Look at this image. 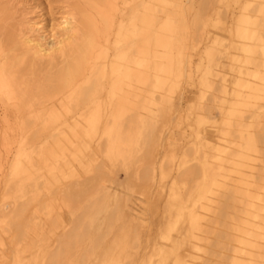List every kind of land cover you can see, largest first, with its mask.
I'll list each match as a JSON object with an SVG mask.
<instances>
[{"label": "rangeland", "instance_id": "rangeland-1", "mask_svg": "<svg viewBox=\"0 0 264 264\" xmlns=\"http://www.w3.org/2000/svg\"><path fill=\"white\" fill-rule=\"evenodd\" d=\"M183 2L184 7L153 2L157 18L162 15V6L179 23L180 13L186 11L187 26L175 29L174 42L192 56L190 73L178 80V87L169 94L170 101L162 103L149 140L138 143L135 160H139V165L125 168L115 161L109 163L110 168L97 171L100 155L96 143L84 139V158L79 164L70 159L65 167V172L76 175L64 178L59 174L58 183L49 179L48 190L41 187L44 191L37 197L36 209L31 210H37V218L32 214L38 222L34 225L29 222L35 218L28 219L29 222L26 218V225L21 220L25 227L16 220V210L32 195V181L25 179L19 164L33 172L27 157L35 168L47 173L43 157L52 140L48 138L51 130L41 129V119L34 121L30 112L47 111L50 106L58 110L61 100L67 103L70 91L51 95L49 101L35 99L39 97L35 95L29 102L30 109L23 102L0 95V264H187L190 259L194 264H230V248L239 235L245 238L243 256L248 259L247 264H264V195L253 197V216L247 218L243 214L246 185L214 186L199 195L196 186L200 182L189 175L196 164L205 172L215 147L209 148L206 143L211 145L218 140L227 144V153L240 155L233 158L241 163L250 186H264V143L253 139L250 150H244L238 138L240 132H248L253 138L264 135V102L254 100L257 102L252 104L254 92L264 77V54L259 51V46L264 45V0ZM141 3L142 0H115V7L107 10L106 22L95 18L98 37L88 58L90 66L97 67L102 62L124 66L125 62L114 53L116 41L128 38L132 45L125 51L126 57L134 61L144 58L134 50L136 45L144 44L133 39L135 32L128 19L133 9H142ZM83 6L84 0H0V49L12 53L10 44L5 43L8 32L17 40L29 37L42 41L41 34H47L51 28V33L58 35L55 28L63 23V17L70 18ZM241 14L249 16L253 23L248 24L254 31L251 41L240 37L237 31ZM70 20L74 27L80 26L77 16ZM78 38L71 35L72 46L78 44ZM241 44H252L253 51L241 50ZM206 49L212 50V61L205 55ZM99 51L102 57L96 56ZM66 56L53 62L35 56L33 74L26 73L31 58L28 56L20 65V74L25 75L29 86L41 85L46 73L61 66ZM2 61L0 51V65ZM104 84L107 87L108 79ZM236 94L242 99L233 105L235 116L230 117L228 108ZM246 95L251 96L250 101L247 99L249 107L244 105ZM229 121L235 126L230 127ZM160 163L165 178L160 177ZM104 178L111 181L103 183L112 194L109 206L106 211L96 212L94 223L81 220L85 225L79 219H84L80 216L86 208L78 206V198L102 195L98 188ZM125 185L130 186V192ZM96 191L101 194L98 196ZM22 192L25 197L20 196ZM121 193L125 197L115 204V196ZM43 200L45 210L40 205ZM204 205L205 211L200 208ZM84 211L86 214L87 209ZM177 211L179 215L173 214ZM31 212L27 214L32 216ZM76 218L82 228H76ZM245 220L250 222L249 226L242 223ZM69 234L72 240H67Z\"/></svg>", "mask_w": 264, "mask_h": 264}, {"label": "bare ground", "instance_id": "bare-ground-1", "mask_svg": "<svg viewBox=\"0 0 264 264\" xmlns=\"http://www.w3.org/2000/svg\"><path fill=\"white\" fill-rule=\"evenodd\" d=\"M154 1L155 0H142V9H133L128 18L135 32L133 39H135L137 43L141 42L144 44L139 46L136 45L134 50L145 55L144 58H142L141 61H134L126 57L125 51L129 47L131 48L132 39L128 38L122 41H116L114 55L117 59L125 62L124 66L114 64L108 66L107 62H102L99 66L93 67L90 66L88 62V58L92 56L91 50L93 42L98 37L95 28V18L97 17L101 21L106 22L108 17L107 10L108 8L115 7V0H84L83 9L77 8L76 14L70 17L74 20L77 16L79 27H74L70 18L63 17V23L58 24L59 27L55 28L59 30V34H54V31L51 33V28L50 31L48 30L49 32H47V34L46 32L41 34L40 39L42 41H34L29 37H25L24 40H17L13 37L12 33L8 32L6 34L5 31V43L7 45L10 44L13 50L11 54H8V52L5 53V51L3 52L2 49H0L3 54V61L0 65V95L6 97L10 101L17 100L21 103L23 102L26 105L25 107L30 109L32 105L29 102L34 99L33 97L35 95L39 96L35 99L42 98L49 101L51 95L62 94L64 90L70 91V94L67 96V103L61 100L58 103V110L55 106H50L47 111L38 110L30 112L34 121L41 119V129L51 130L48 138H51L52 141L43 157V163L47 169V173H42L41 168H35L27 157L26 160L32 166L33 172L28 170L26 165L22 163L19 164L21 165L19 167L20 172L23 173L25 179H31L32 181V195L28 200L22 202L15 212L16 220L21 223V226H24L23 223L26 225V218L27 221L28 219L30 221L33 220L32 218L36 217L34 214L37 210L32 213V207H34V210L36 209L37 197L44 191L41 187L48 190L47 181L49 179H55L58 183L59 174L63 175L64 178H71L76 175V173H72V171L65 172V167L67 166V161L70 159L72 161L76 160L79 164V160L84 158V151L87 148L84 139L88 140L89 143H96L100 155V161L96 168L97 171L106 170L108 167L110 168L109 163L115 161L119 162V165L125 168L131 164L136 166L139 165V160H135L138 143L141 141L147 142L149 140L151 133L155 130L156 119L161 111L162 103L170 101L169 94L178 87V80L184 76H188L190 73L192 56L191 52L183 50L181 46L174 42L175 29L178 26H182L183 29L187 26L186 11L180 13L181 21L179 23L173 18L171 13L166 12V8L162 6V15L157 18L154 14ZM158 1L165 7L170 6L171 3H173L175 7L177 5L185 6L183 0ZM175 9L173 11H176ZM248 17L249 16L245 14L240 15L241 24L239 23L237 26V31L240 37L251 41L253 40L251 35H253L254 31L248 27V24L253 23ZM35 31L39 32L40 29ZM71 35H78L80 38H78V44L71 45L69 42ZM47 39L49 40L46 41ZM261 40H263L262 37ZM250 46H252V44H241L240 49L251 52L253 50ZM259 51H262L264 54V45L259 46ZM101 52L102 51H99L96 56L102 57ZM204 53L209 56L212 50L206 49ZM28 56L31 57L29 58L30 64L26 72L29 74H33L32 65L34 64L33 58L35 56H39L41 59H47L48 62H53L59 57L66 56V58L61 66H56L51 72L46 73L43 84L29 86L25 81V75L20 74L19 71L20 65L24 62V58H28ZM155 58L163 61L158 63L154 60ZM209 59L212 61L210 56ZM149 69H151L152 72L148 71ZM105 79H108L107 87L104 84ZM261 82L262 85L256 88L254 92L252 102L254 100H262V102H264V77ZM204 84L212 88L205 80ZM103 90H105V94H102ZM241 97L242 96L239 94H236V100L229 106L230 117L235 116L233 105L239 104V100L242 99ZM249 98H251L250 95L244 97L246 100H249ZM247 101L245 103L242 101V103H244L246 107H249L248 104H250V100ZM228 125L231 127L234 124L229 121ZM243 128H245V126H243ZM238 138L241 141L239 146L244 148V150H250L253 139L254 141L264 143V135L253 138L248 132H245V134L240 132ZM212 145L215 147H213V153L210 155L211 161L207 165L205 172H203V168L198 164L194 165L190 170L189 175L191 178L193 180L198 179L200 182L198 185L199 187L196 186L199 195L208 193L214 186L226 184L237 186L239 184H244L247 187L245 192H243L246 199L244 202L245 210L243 214L247 218L250 217L252 215L253 197L260 198L263 196L264 186L254 188L250 186L242 173L241 163L233 158L235 156L239 157L240 155L233 152L227 153V144L218 140L211 145L206 143V146L209 148H211ZM244 145L246 147H243ZM228 154H230V158H228ZM15 164H17L16 160H14L13 165ZM159 172L161 178L166 177L161 163L159 164ZM104 181L111 182L105 178L102 180L100 184L101 188H98L101 189L100 192L102 195L99 196L98 194L100 192H95L99 197L92 198V196H90L91 199L85 200L78 198L81 200L78 206L81 209L82 207L87 209L85 214L84 210L86 209L83 208L84 215L80 216L81 218L85 216L87 219L85 217L84 219H79L78 217L80 221L86 220L88 222V220H90L89 223H94L92 221L96 212L107 210L109 206L108 202L112 194L104 187ZM125 188H127V192H130L129 185H125ZM20 196L25 197L24 192H22ZM117 196H115V204L125 197L122 193L119 197ZM45 202L46 201L43 200V202L40 203V205H42V210H45ZM200 208L204 211L206 210L205 205ZM27 212H31V215L33 214L35 217L33 215L30 216V214L28 215ZM173 214L179 215V212L177 211ZM28 216H30V218H28ZM35 219V223L33 221L28 222L33 225L37 224V219L36 221ZM21 220H24V222L22 223ZM77 220L76 224L79 225L80 222ZM82 221L81 223H84ZM242 223L244 225H250L248 220L242 221ZM78 225H75L77 229H79V227L82 228V225ZM76 228H74V230L79 231ZM239 232L240 234L245 233L244 231ZM69 235L70 237L67 238V240L71 239V234ZM245 246V238L242 235L237 236L230 248L228 258L230 264L248 263V259L245 260L243 256ZM187 264H194V261L190 259L187 261Z\"/></svg>", "mask_w": 264, "mask_h": 264}]
</instances>
